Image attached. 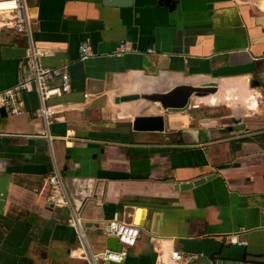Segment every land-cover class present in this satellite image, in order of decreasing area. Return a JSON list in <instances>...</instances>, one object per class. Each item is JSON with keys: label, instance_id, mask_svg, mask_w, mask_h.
<instances>
[{"label": "crops", "instance_id": "obj_1", "mask_svg": "<svg viewBox=\"0 0 264 264\" xmlns=\"http://www.w3.org/2000/svg\"><path fill=\"white\" fill-rule=\"evenodd\" d=\"M159 1L25 0L31 39L49 52L42 62L68 66L70 91L51 100L52 140L39 135L35 92L22 94L20 112L0 115V264H94L112 247L113 218L140 235L123 260L104 264H185L172 258L183 252L178 239L206 235L227 238L221 263L264 264V0ZM11 18L0 13V91L16 83L28 43ZM83 41L95 54L80 60ZM120 44L127 50L116 54ZM205 81L215 91L192 94L182 111L118 100ZM157 114L163 130L132 129L135 116ZM69 129L74 137H60ZM53 169L81 235L70 208L48 201ZM205 175L184 190L170 181Z\"/></svg>", "mask_w": 264, "mask_h": 264}, {"label": "built area", "instance_id": "obj_2", "mask_svg": "<svg viewBox=\"0 0 264 264\" xmlns=\"http://www.w3.org/2000/svg\"><path fill=\"white\" fill-rule=\"evenodd\" d=\"M9 12L12 14L13 28L24 34L28 38V43L24 49L23 68L19 73L16 83L0 91V107L9 113H17L22 110V94L35 92L38 96V106L33 111V115L40 119L43 129L39 135L52 140L53 135L49 128L55 119L56 105L51 102L53 98H58L70 91V74L68 66L45 65L42 58L49 54L44 48H38L31 39V19L27 12L25 0H0V13ZM126 45L120 44L116 54L126 51ZM151 51V49H150ZM95 53L87 41H83L78 46V56L80 60H85ZM63 138L74 137V130L69 129ZM49 191L48 201L59 207H69L70 213L67 219L68 225L72 226L81 235V215L79 211L71 208V199L68 189L64 183L60 170L53 169L46 180ZM105 232L108 236L116 237L121 247L119 249L105 248L103 251L92 255L94 264H104L105 262H120L127 255V247L133 246L139 235L140 229L135 224L123 222L117 219H109L105 225ZM227 239V238H226ZM227 241V240H226ZM228 241L232 244L244 245L245 242L238 240L236 235L229 236ZM172 258L185 262V264H198L196 253H186L173 251ZM240 264H261L255 261H244Z\"/></svg>", "mask_w": 264, "mask_h": 264}, {"label": "water", "instance_id": "obj_3", "mask_svg": "<svg viewBox=\"0 0 264 264\" xmlns=\"http://www.w3.org/2000/svg\"><path fill=\"white\" fill-rule=\"evenodd\" d=\"M132 0H104V3L120 4V5H129ZM159 3H163L169 9L173 5V0H162ZM216 89V83L214 81H205L197 85L191 84H177L170 88L167 91L159 92L152 91L141 94H128L120 96L118 100L126 101L133 99H144L148 101L157 102L162 109H168L172 111H182L188 107L189 99L192 94L196 93H208L213 92ZM5 113L4 108L0 107V115ZM163 116L161 114L157 115H138L135 116L131 122L132 129L140 131H161L163 130ZM210 178V175L201 176L193 180L186 182H175L170 180L173 183V187L176 190L189 189L191 187L197 186ZM6 181L0 184V211L2 210L5 198H6ZM109 244L112 246L111 249H119L121 247L118 243L116 237L108 238ZM178 242L181 244V250L183 252H190L200 254L205 257L207 260L211 261V264H223L221 262L227 261L224 258L218 257L221 251V248L226 243V237L222 236L216 238L215 236L206 235L201 238L190 237V238H179ZM118 246V247H117Z\"/></svg>", "mask_w": 264, "mask_h": 264}, {"label": "rangeland", "instance_id": "obj_4", "mask_svg": "<svg viewBox=\"0 0 264 264\" xmlns=\"http://www.w3.org/2000/svg\"><path fill=\"white\" fill-rule=\"evenodd\" d=\"M205 114V113H204Z\"/></svg>", "mask_w": 264, "mask_h": 264}]
</instances>
